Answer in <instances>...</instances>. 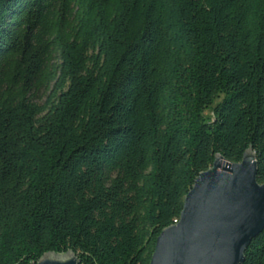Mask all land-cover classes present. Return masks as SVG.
Masks as SVG:
<instances>
[{"label": "trees", "instance_id": "1", "mask_svg": "<svg viewBox=\"0 0 264 264\" xmlns=\"http://www.w3.org/2000/svg\"><path fill=\"white\" fill-rule=\"evenodd\" d=\"M250 142L262 183L264 0H0V264H149Z\"/></svg>", "mask_w": 264, "mask_h": 264}, {"label": "water", "instance_id": "2", "mask_svg": "<svg viewBox=\"0 0 264 264\" xmlns=\"http://www.w3.org/2000/svg\"><path fill=\"white\" fill-rule=\"evenodd\" d=\"M176 222L156 238L149 264H241L250 241L264 230V182L255 152L233 162L217 152L198 173ZM36 264H78L77 256L46 252Z\"/></svg>", "mask_w": 264, "mask_h": 264}, {"label": "rangeland", "instance_id": "3", "mask_svg": "<svg viewBox=\"0 0 264 264\" xmlns=\"http://www.w3.org/2000/svg\"><path fill=\"white\" fill-rule=\"evenodd\" d=\"M205 115H206V116H210V117L212 116L210 110H206V111H205Z\"/></svg>", "mask_w": 264, "mask_h": 264}]
</instances>
